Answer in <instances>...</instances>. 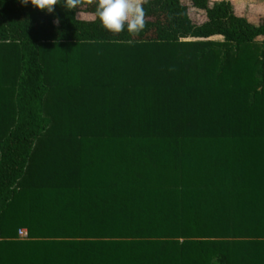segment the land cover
Instances as JSON below:
<instances>
[{"label": "trees", "instance_id": "16d2710c", "mask_svg": "<svg viewBox=\"0 0 264 264\" xmlns=\"http://www.w3.org/2000/svg\"><path fill=\"white\" fill-rule=\"evenodd\" d=\"M95 4L0 0V264H264V5Z\"/></svg>", "mask_w": 264, "mask_h": 264}, {"label": "clouds", "instance_id": "9594fccd", "mask_svg": "<svg viewBox=\"0 0 264 264\" xmlns=\"http://www.w3.org/2000/svg\"><path fill=\"white\" fill-rule=\"evenodd\" d=\"M29 2L37 9L52 13L54 5L61 4L72 10L80 0H21V3ZM95 15L101 26L113 33L126 31L134 34L144 27V13L139 0H96Z\"/></svg>", "mask_w": 264, "mask_h": 264}, {"label": "crops", "instance_id": "0c3cea01", "mask_svg": "<svg viewBox=\"0 0 264 264\" xmlns=\"http://www.w3.org/2000/svg\"><path fill=\"white\" fill-rule=\"evenodd\" d=\"M141 0H139L140 3ZM215 2H222V1H231L234 2L237 5H243V6H261L264 5V0H213ZM25 230V229H20Z\"/></svg>", "mask_w": 264, "mask_h": 264}, {"label": "built area", "instance_id": "2783aa9c", "mask_svg": "<svg viewBox=\"0 0 264 264\" xmlns=\"http://www.w3.org/2000/svg\"><path fill=\"white\" fill-rule=\"evenodd\" d=\"M18 235H19V237H21V238H25V237L27 236V233H26L25 230H19V231H18Z\"/></svg>", "mask_w": 264, "mask_h": 264}, {"label": "rangeland", "instance_id": "374dc122", "mask_svg": "<svg viewBox=\"0 0 264 264\" xmlns=\"http://www.w3.org/2000/svg\"><path fill=\"white\" fill-rule=\"evenodd\" d=\"M78 17H79V18H83V19L86 18L85 15H79ZM217 39H218V38H217Z\"/></svg>", "mask_w": 264, "mask_h": 264}]
</instances>
